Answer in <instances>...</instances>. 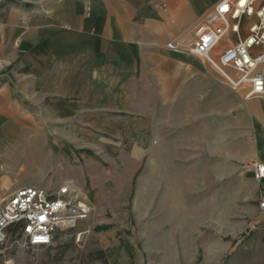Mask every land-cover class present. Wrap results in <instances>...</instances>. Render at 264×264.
I'll return each instance as SVG.
<instances>
[{
    "label": "crops",
    "instance_id": "crops-1",
    "mask_svg": "<svg viewBox=\"0 0 264 264\" xmlns=\"http://www.w3.org/2000/svg\"><path fill=\"white\" fill-rule=\"evenodd\" d=\"M217 1L0 0V152L25 148L32 165L17 166L16 174L32 168L34 177L13 186L53 187L44 170L67 167L61 139L69 123L75 138L92 140L115 137L109 126L115 122H129L125 131L139 138L153 116L162 123L203 122L197 146L219 164L208 170L216 166L228 176L243 163H264V98L234 91L188 51L196 24ZM41 122L58 129L45 132ZM91 140L79 146L90 153ZM3 172L0 179H8ZM243 172L257 196L264 178Z\"/></svg>",
    "mask_w": 264,
    "mask_h": 264
},
{
    "label": "rangeland",
    "instance_id": "rangeland-1",
    "mask_svg": "<svg viewBox=\"0 0 264 264\" xmlns=\"http://www.w3.org/2000/svg\"><path fill=\"white\" fill-rule=\"evenodd\" d=\"M128 124L109 123L116 136L90 139L95 145L90 153L79 146V140L84 145L90 140L75 138V123L68 124V138L61 139L67 141L68 165L56 169L53 164L45 175L53 187L70 184L92 210L74 227L59 230L47 247L11 245L9 237L0 264H105L100 250L107 264H264V215L256 193L240 176L242 166L228 176L219 175L216 166L207 169L219 164L217 156L204 159L203 147L197 146L202 139L195 135H201L204 123H162L153 116L145 138L130 137ZM40 125L53 132L59 124ZM23 149L17 144L0 152L8 176L0 179V203L18 188L13 186L18 178H34L32 168L16 174L17 166L32 165ZM53 149L55 163L59 150Z\"/></svg>",
    "mask_w": 264,
    "mask_h": 264
},
{
    "label": "built area",
    "instance_id": "built-area-1",
    "mask_svg": "<svg viewBox=\"0 0 264 264\" xmlns=\"http://www.w3.org/2000/svg\"><path fill=\"white\" fill-rule=\"evenodd\" d=\"M167 47L180 50L173 42ZM188 51L209 64L231 89L244 90L246 98H264V0H218L196 24ZM242 170L264 178V163L257 160L243 163ZM256 200L264 215V186ZM91 210L70 184L21 186L0 203V255L9 237L11 245L47 247L59 230L74 227ZM81 233H76V240Z\"/></svg>",
    "mask_w": 264,
    "mask_h": 264
},
{
    "label": "trees",
    "instance_id": "trees-1",
    "mask_svg": "<svg viewBox=\"0 0 264 264\" xmlns=\"http://www.w3.org/2000/svg\"><path fill=\"white\" fill-rule=\"evenodd\" d=\"M99 252H100V254H102L105 264H107V261H106V259L104 258L103 251H102V250H100Z\"/></svg>",
    "mask_w": 264,
    "mask_h": 264
}]
</instances>
